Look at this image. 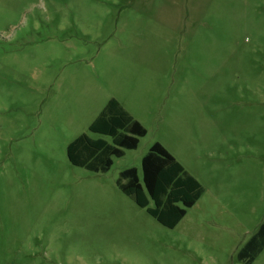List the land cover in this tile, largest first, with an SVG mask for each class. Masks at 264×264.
Returning <instances> with one entry per match:
<instances>
[{
  "label": "rangeland",
  "instance_id": "374dc122",
  "mask_svg": "<svg viewBox=\"0 0 264 264\" xmlns=\"http://www.w3.org/2000/svg\"><path fill=\"white\" fill-rule=\"evenodd\" d=\"M111 100L145 137L74 166ZM155 143L204 188L173 229L117 187ZM262 223L264 0H0V264H244Z\"/></svg>",
  "mask_w": 264,
  "mask_h": 264
},
{
  "label": "trees",
  "instance_id": "16d2710c",
  "mask_svg": "<svg viewBox=\"0 0 264 264\" xmlns=\"http://www.w3.org/2000/svg\"><path fill=\"white\" fill-rule=\"evenodd\" d=\"M92 133L109 137L106 140L91 139L82 135L67 147V158L71 164L94 172H107L114 158L124 156V150H134L146 130L115 100L90 127ZM94 162V163H92ZM141 179L135 168L122 171L117 187L137 206L162 226L173 229L200 197L204 188L193 177L187 175L175 158L159 143H155L142 158ZM152 201L154 207H149ZM264 249V223L237 253V260L252 264Z\"/></svg>",
  "mask_w": 264,
  "mask_h": 264
}]
</instances>
